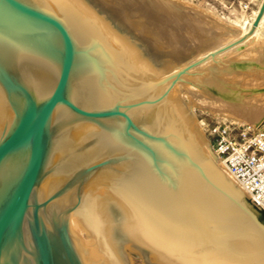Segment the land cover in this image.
Segmentation results:
<instances>
[{
    "label": "water",
    "instance_id": "obj_1",
    "mask_svg": "<svg viewBox=\"0 0 264 264\" xmlns=\"http://www.w3.org/2000/svg\"><path fill=\"white\" fill-rule=\"evenodd\" d=\"M194 63L161 76L91 0H0V264H264L171 88Z\"/></svg>",
    "mask_w": 264,
    "mask_h": 264
},
{
    "label": "bare ground",
    "instance_id": "obj_2",
    "mask_svg": "<svg viewBox=\"0 0 264 264\" xmlns=\"http://www.w3.org/2000/svg\"><path fill=\"white\" fill-rule=\"evenodd\" d=\"M91 1L105 12V4L101 0ZM261 1L248 18L229 24L180 0H145L144 8L159 22V37L167 39V43L160 45L156 36L141 32L144 37L141 40L147 45L146 52L143 53L148 62L163 76L198 61L182 75L185 90L190 93V100L181 99L197 124L194 102H200L202 105H199L212 111L226 112L231 117L264 129V60L255 55L259 45L264 43V35L261 33L264 14L249 37L236 45L219 50L248 31ZM121 16L126 18V25H133L128 14L123 12ZM156 59L165 62L164 66L167 68L157 66L154 62ZM166 63L172 68L166 66ZM180 85L182 84L175 83L171 88L177 93ZM202 135L203 146L210 157L236 183L223 160L212 151L203 132ZM241 195L247 196L242 189Z\"/></svg>",
    "mask_w": 264,
    "mask_h": 264
},
{
    "label": "rangeland",
    "instance_id": "obj_3",
    "mask_svg": "<svg viewBox=\"0 0 264 264\" xmlns=\"http://www.w3.org/2000/svg\"><path fill=\"white\" fill-rule=\"evenodd\" d=\"M104 7V13L111 18L118 26H120L135 42L141 47L142 51L145 53L147 45L141 40L144 39L142 33L149 34L151 36H156L158 43L164 44L167 43V39L159 37L161 34H158L159 30L157 29L158 23L154 18L153 14L148 12L144 8L145 0H135V1H126V0H101ZM186 5H190L193 8L199 9L205 12L208 15H211L221 22L233 24L235 21L238 23L243 21V19L248 18L251 14V11L256 8L260 0H180ZM128 14V19H131L133 25H126V18L122 17V13ZM261 33L264 35V22L261 26ZM147 55V53H146ZM256 56H259L261 60H264V43H261L256 51ZM157 66H160L162 69H166L165 62L161 60H154ZM164 63V64H163ZM162 64V65H161ZM169 65V64H168ZM166 63V66H168ZM171 66V65H170ZM168 66L169 68H172ZM168 68V69H169ZM180 82H178L179 84ZM182 85L178 86V96L183 101L190 100V93L188 90H185V83H180ZM184 84V85H183ZM187 86V84H186ZM188 91V92H187ZM188 93V94H187ZM198 104V105H197ZM200 102H194V114L198 119V125L200 130L204 134L203 123L209 124L215 121H232L236 123H244L249 125L252 129L257 127L249 124L245 121H241L237 118L229 116L228 113L222 111H212L206 106H201ZM248 199V198H247ZM250 202V200L248 199ZM256 207V206H255ZM259 210V209H258ZM260 211V210H259ZM262 212V211H260Z\"/></svg>",
    "mask_w": 264,
    "mask_h": 264
},
{
    "label": "built area",
    "instance_id": "obj_4",
    "mask_svg": "<svg viewBox=\"0 0 264 264\" xmlns=\"http://www.w3.org/2000/svg\"><path fill=\"white\" fill-rule=\"evenodd\" d=\"M212 151L223 160L248 199L264 213V129L244 123H203Z\"/></svg>",
    "mask_w": 264,
    "mask_h": 264
},
{
    "label": "trees",
    "instance_id": "obj_5",
    "mask_svg": "<svg viewBox=\"0 0 264 264\" xmlns=\"http://www.w3.org/2000/svg\"><path fill=\"white\" fill-rule=\"evenodd\" d=\"M261 218L264 219V213L263 212H261Z\"/></svg>",
    "mask_w": 264,
    "mask_h": 264
}]
</instances>
